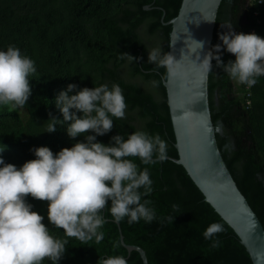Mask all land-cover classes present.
<instances>
[{
  "label": "trees",
  "instance_id": "16d2710c",
  "mask_svg": "<svg viewBox=\"0 0 264 264\" xmlns=\"http://www.w3.org/2000/svg\"><path fill=\"white\" fill-rule=\"evenodd\" d=\"M44 6L60 7L37 10ZM251 3L249 4V2ZM182 0H0V49L15 45L34 60H47L55 68L59 91L69 83L91 88L100 84H119L127 107L123 119H114L113 129L97 139L108 143L110 137L144 130L159 134L167 142V157L176 158L175 137L169 116L163 78L166 69L147 63L148 50L161 47L168 52L171 27L165 25L173 19ZM30 5L29 17L16 15V10ZM149 6L145 11L144 7ZM36 11V12H34ZM258 12V16L254 13ZM68 13H70L68 15ZM38 15L50 19L48 29L41 32ZM242 16V18H241ZM163 18V22H162ZM230 22L237 32L264 37V2L257 0H222L213 34L212 45L221 43L218 33L226 31L220 24ZM59 22L70 42L63 39L50 43L47 37L57 31ZM142 34V35H141ZM145 38L148 39L147 43ZM127 52L142 59L129 62ZM225 63L235 59L234 54L223 52ZM88 60V61H86ZM208 74V98L211 120L222 158L239 191L258 217L264 229V77L252 89L251 108L246 109L243 89L236 86L223 70L212 61ZM32 95L23 108L0 106V153L6 163L17 167L26 160L35 159L33 147L48 146L53 153L71 147L83 137L70 138L66 124H57L56 131L47 132L50 116L62 119L56 108L51 86L30 76ZM87 79V81H86ZM88 82V83H87ZM141 168L148 167L153 191L144 199L151 201L157 219L129 224L127 218L119 223L124 242L138 246L146 253L149 264H252L245 248L233 230L205 202L204 197L190 180L185 170L169 160L143 165L131 157ZM33 210L42 214L48 225L44 201L27 197ZM110 204V201L108 202ZM177 205V208H173ZM105 224L103 238L98 243L81 241L49 224L51 234L66 240V251L59 264H97L100 257L123 255L128 264H142L136 252L128 255L119 239V231L106 207L102 212ZM172 216L173 222L164 219ZM213 222L223 225L216 234L220 247L212 248L211 241L202 233ZM118 244L119 247H114ZM42 264H52L45 258Z\"/></svg>",
  "mask_w": 264,
  "mask_h": 264
},
{
  "label": "clouds",
  "instance_id": "9594fccd",
  "mask_svg": "<svg viewBox=\"0 0 264 264\" xmlns=\"http://www.w3.org/2000/svg\"><path fill=\"white\" fill-rule=\"evenodd\" d=\"M264 2V0H259ZM211 22V21H210ZM226 31L218 33L221 43L204 50L205 42L192 39L196 47L195 66L204 75L216 66L237 84L252 87L264 77V37L255 32H237L230 22L220 24ZM234 54L235 59L225 63L223 52ZM134 62L142 57L123 52ZM147 63L164 67L168 77H183L186 67L174 53L161 47L148 50ZM36 72L35 62L21 53L15 45L0 49V106L23 108L32 95L30 75ZM62 119L50 116L47 132L56 131L57 124H66L70 138L83 137L70 148L57 153L48 146L33 147L35 159L17 167L6 163L0 155V264H42L47 258L59 264L66 251V240L54 237L49 224L62 229L67 236L81 241L98 243L103 238L105 224L103 210L116 222L127 218L129 224L157 219L151 201L144 199L153 191L148 167L167 157V142L159 134L144 130L110 137L106 144L97 139L109 133L114 119H123L127 104L119 84H100L79 87L69 83L55 98ZM0 148V153L5 150ZM47 202L48 225L45 217L33 210L27 197ZM110 201V204L108 203ZM173 205V208H177ZM164 219L173 222L172 216ZM223 225L213 222L202 233L211 241L212 248L220 247L216 234ZM114 247H119L118 244ZM97 264H128L123 255L100 257Z\"/></svg>",
  "mask_w": 264,
  "mask_h": 264
},
{
  "label": "water",
  "instance_id": "95a60500",
  "mask_svg": "<svg viewBox=\"0 0 264 264\" xmlns=\"http://www.w3.org/2000/svg\"><path fill=\"white\" fill-rule=\"evenodd\" d=\"M222 0H182L177 15L164 23L171 27L168 51L186 67L183 77L163 78L169 116L175 137L177 157L166 160L181 166L200 191L206 203L233 230L248 253L252 264H264V229L230 174L216 141L208 98V74L195 66L196 47L192 39L211 48L216 17ZM145 11L149 6L144 7ZM211 21V22H210ZM163 22V18H162ZM128 255L139 254L142 264H149L143 249L124 242Z\"/></svg>",
  "mask_w": 264,
  "mask_h": 264
},
{
  "label": "rangeland",
  "instance_id": "374dc122",
  "mask_svg": "<svg viewBox=\"0 0 264 264\" xmlns=\"http://www.w3.org/2000/svg\"><path fill=\"white\" fill-rule=\"evenodd\" d=\"M60 2L58 1L57 3H56V5H47V7H45L44 6V1H40L39 2V4L37 5V10H40V11H42L43 10V8L45 7L46 9L47 8H51V9H53L54 10V12L55 11H57V8L58 7H60ZM33 9H31V7H30V5L28 4V5H25V8L22 10L21 8L19 9H17L16 10V15L18 16V18L20 19L21 17H23V16H25V17H29V13L32 11ZM34 12H36V11H34ZM32 13V12H31ZM70 13H68V15H69ZM241 18H242V16H241ZM36 19L39 21V27L41 28V32L45 29V28H47L48 29V26H49V20L51 19V16H50V19H49V17L47 16V15H38L37 17H36ZM142 35V34H141ZM47 39H49V41H50V43L52 44V43H54V42H56L57 40H61V39H63V40H65V41H69L70 42V40L69 39H71V36H69V35H67L66 34V36H65V34H64V29L62 28V25H60L59 24V22L57 23V31L56 32H51V35H49L48 37H47ZM145 41L147 42V43H149L148 42V39L147 38H145ZM21 53L22 54H24V55H27L24 51H23V49L21 48ZM28 56V55H27ZM86 61H88V60H86ZM48 61L46 60H43V59H38V61H36L35 62V67H36V72L35 73H33V74H31L30 76H33V77H36V78H38V79H40V80H43V81H45V82H47L50 86H51V89H52V91H53V93H54V96H55V98H56V96L58 95V93L60 92L59 91V87H58V82L55 80V77L57 76V74L55 75V74H53V73H51L52 72V70H55V68H49L48 66V63H47ZM86 81H87V79H86ZM88 83V82H87ZM87 86V85H86ZM88 87V86H87ZM218 132L219 133H222V129H221V127H219L218 128ZM26 161H28V160H26ZM44 203H45V207H46V214H47V202L46 201H44Z\"/></svg>",
  "mask_w": 264,
  "mask_h": 264
},
{
  "label": "built area",
  "instance_id": "2783aa9c",
  "mask_svg": "<svg viewBox=\"0 0 264 264\" xmlns=\"http://www.w3.org/2000/svg\"><path fill=\"white\" fill-rule=\"evenodd\" d=\"M250 3H251V1L249 2V4ZM262 4H263V2H259V0H257V5L258 6H261ZM254 16H258V12H255ZM236 86L241 87L243 89L242 97H244L246 99L245 108L246 109H250L251 108L252 89H253L254 86L247 87L245 85L235 83V89H236Z\"/></svg>",
  "mask_w": 264,
  "mask_h": 264
}]
</instances>
